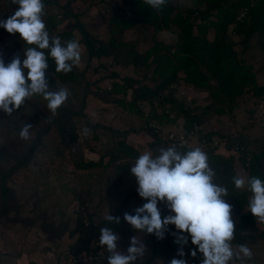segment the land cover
I'll list each match as a JSON object with an SVG mask.
<instances>
[{
	"label": "trees",
	"instance_id": "trees-1",
	"mask_svg": "<svg viewBox=\"0 0 264 264\" xmlns=\"http://www.w3.org/2000/svg\"><path fill=\"white\" fill-rule=\"evenodd\" d=\"M108 1L107 8L115 14L107 19L110 30H126L135 25L145 26L153 31L171 29L175 33L172 44L163 45L159 41H154L138 53L135 42H121L116 39L95 40V37L79 21L78 14L71 11L69 0L59 10L55 9L58 0H43L42 19L50 38L59 37L62 45L65 46L68 41H76L83 45L82 57L85 64L84 69L78 70L73 67L71 72L57 73L55 72V61L48 55V50H43L48 57L49 64L46 73L53 76L58 84L81 82L84 87L77 105L64 103L55 116L51 112L50 114L45 113L43 109L48 108L47 101L40 95L27 98L21 108L14 111L11 116L0 111V117L3 115L0 118V133L4 130L11 135L3 145L5 150L0 151V227L2 225L3 229L10 228L5 222L6 219L10 217L11 212H20L18 206L21 203L18 201L17 194L20 188L8 184L14 174L32 166L34 177L39 179L36 183L27 186L26 200L34 198L33 195L36 194L38 185L52 179V169L49 165L44 163L31 165L33 159L40 155V149L45 146L44 140L49 133L57 137L55 143L57 145L50 151L48 159L59 157L58 154L65 149L74 170L106 167L115 161L122 160L121 163L113 165L118 184L122 185L123 180H126V175L130 172L129 161L137 160L139 157L138 149L126 141V135L133 128L117 129L88 119L83 109L86 106L87 94L92 92L88 88L85 71L88 68L92 71L101 70L103 68L100 61L102 57H109L116 61L121 59L124 64H131L133 68L140 66L147 68L146 61L151 56L149 63H152L153 67L148 78L153 81L151 85L141 83L140 80L128 75L110 71L105 75L108 78V89H104L103 93L94 91V94L105 103L118 105L124 114L141 119L139 129L151 137L149 145H154L159 150L163 145H167V142L159 130L148 125L149 122H154L164 128H172L179 124L177 118L180 116L182 118L181 127L185 129V134L191 131L196 135L197 141L200 142L203 139V142L198 145L203 144L199 148L207 154L209 166L215 172L213 182L227 188V198L232 200L236 206L235 211L238 212V218L234 223L235 238L232 246L238 247L244 244L245 238H252V235L246 231L256 229L255 218L248 207L250 199L247 194L251 192L237 189L234 185L233 178L236 174L233 161L239 162L245 171L246 179L255 176L264 181V150H249L244 141L233 143L231 140L233 136L229 137L228 134L219 131H205L201 126V121L205 113L211 112L227 113L233 119L235 99L246 92H250L254 98L264 97V80L258 83L252 64L242 54H239L234 48V42L227 38V29L230 27L231 32L239 37L236 45L240 46L241 51L248 48L252 37L258 39L260 49L264 47V0H191L190 5L182 9L168 0L163 11L152 9L143 4L142 0H122L127 3V8L108 6L110 5ZM18 7L19 5L14 4L12 0H0V20H6L14 15ZM67 17L72 19L69 28L58 31V24ZM74 31L78 34L77 39H75ZM210 32L211 36H208ZM28 47H34V45L26 44L19 38L18 33L10 34L7 31L0 33V57L3 58L5 64L10 63L16 54L20 55L22 62L25 58L24 51ZM162 48L170 51L169 57L162 58V55L158 54V50ZM93 58L98 62L95 65L91 62ZM178 72L182 75H178ZM153 73H155L154 78ZM26 74L27 71H25ZM179 78L193 87L207 88L212 97L211 102L193 107L183 105L182 100H177V89L173 87ZM108 96L111 97L107 98ZM41 101H43V108H40L38 104ZM143 106L147 109H143ZM22 110L28 114L24 123L32 125L31 138L27 141L19 136L23 125L18 121L17 113L22 114ZM194 125L197 126L196 129ZM99 127L107 131L105 136L108 137L104 136L103 130L101 134L97 133L96 130ZM85 129L91 130V133H85ZM78 131L81 134H78ZM79 135L81 141H78ZM90 139L97 141L100 148L89 145ZM222 141L226 146L224 148L230 150V154L225 156L214 151L217 143H222ZM81 143L88 148L89 152L96 153L97 158L83 157L78 151ZM176 148L181 153L193 150V148L185 147ZM41 155L44 156L43 153ZM104 157L108 159L106 162H103ZM35 170L37 173L34 172ZM54 176L56 177L57 174ZM120 185L111 183L108 187H110L109 190H117ZM127 188V193L122 197L123 203L126 204L115 209L111 214L121 218L119 225L109 223L106 219L97 221L93 218L92 211H89L84 199L77 203L74 209V226L70 230V235L74 233L79 235L76 242L70 244L65 260L89 255L85 264H96L97 259L98 261L102 258L106 259L107 255L104 251L102 253L97 251L101 246L94 244L99 240L102 227L113 228L114 233H118L120 237L123 236L121 239H125L124 236L131 235L132 232H138L126 226L127 222L123 220L124 214H121V209L127 206V202L135 193L130 184ZM33 201L34 205H39V199L34 198ZM244 205L247 206L246 209H243ZM33 208L34 206L30 209L31 212ZM127 213L134 215L135 209ZM163 214L161 212V216ZM43 221H45L44 217L40 221L41 224ZM176 231L174 225H169L163 239H158L153 234L151 248L148 249L146 258L141 261L137 260L135 264H149L158 258L163 259L162 264H170L179 246L173 234ZM256 236L264 240V228L259 230ZM188 243L190 244V251L187 254L188 263H201L203 259L201 253L197 251L195 258L190 254L196 248L192 245L190 236ZM176 259H181V257L178 256ZM245 262L251 263L252 260H245Z\"/></svg>",
	"mask_w": 264,
	"mask_h": 264
},
{
	"label": "rangeland",
	"instance_id": "rangeland-1",
	"mask_svg": "<svg viewBox=\"0 0 264 264\" xmlns=\"http://www.w3.org/2000/svg\"><path fill=\"white\" fill-rule=\"evenodd\" d=\"M68 0H58L56 10L66 4ZM108 0H69V6L71 11L78 14L79 21L84 25L85 29L95 37V40H109L116 39L121 42H135L136 51L141 53L145 47L151 45L154 41H159L163 45L172 44L175 33L169 30L153 31L151 28L145 26H133L126 30L114 29L110 30L108 17L115 15L107 8ZM179 9H182L186 5H190L191 0H171ZM108 6H120L127 8L128 5L122 0H109ZM107 8V9H106ZM127 14V13H126ZM72 22L70 17L63 19L58 24V31L67 30ZM6 29L0 27V33H5ZM75 39L78 38V34L74 31ZM8 35V34H7ZM211 36V32L208 34ZM227 38L234 42L235 49L239 54L243 55L245 59L252 64V69L256 73L258 83H262L264 80V47L259 48L257 38L252 37L249 40L248 48L245 51L240 50V46L236 45L239 37L232 33L230 27L227 29ZM81 51V59L78 65H74L76 69H84L83 45L79 44ZM122 54V53H121ZM158 54L162 55V58L169 57L170 51L162 48L158 50ZM152 58L151 56H149ZM150 58L147 59V68L135 67L131 64H124L120 59L118 61L110 59L109 57H102L101 65L102 69L99 71H92L91 68L86 69L85 79L88 82V88L92 93L86 96V106L83 112L86 114L90 121H94L104 126H110L117 129L133 128L126 135V141L131 145H134L139 151V156L145 152H150L155 157L159 155V149L157 147L150 146L149 142L151 137L141 129L139 124L141 119H137L134 116L126 115L122 112L121 108L113 103H105L101 98H98L94 91L103 93L104 89H108V78L106 74L110 71H116L122 75H128L132 78L138 79L141 83L148 85L152 84V80L148 79L153 67L150 62ZM92 64L95 65L97 60L93 58ZM153 73V78H154ZM178 75H182L178 72ZM46 79L49 81V87L51 91H58L64 89L68 93L66 104L77 105L81 91L84 84L81 82L58 84L53 76H49L46 73ZM211 81V80H210ZM173 87L177 89V100L183 102V105L188 107L202 106L211 102V96L209 90L205 87H193L190 83L184 82L180 79L174 83ZM108 96L107 98H110ZM40 102V101H38ZM218 103V101H217ZM40 108H43V101L38 103ZM233 119L231 115L227 113H205L202 116L201 126L206 130L219 131L220 133L228 134L229 137L233 136V143L235 141H244L245 146L249 150H264V97L254 98L250 92L244 93L241 97L235 99L234 102ZM42 106V107H41ZM147 107L143 106V109ZM44 108L45 113L50 114V110ZM250 112V113H249ZM27 112L22 110L17 113L18 121L23 125L24 119L27 117ZM1 115L0 118H2ZM182 118L179 116L177 126L168 128L176 130L181 127ZM54 130V129H53ZM52 130V131H53ZM103 128H97V133L101 134ZM107 131H104V136ZM91 130L87 132L90 134ZM78 134H81L78 131ZM6 131L0 133V151L5 150L3 145L6 139L9 138ZM108 137V136H105ZM240 137V138H238ZM57 137L53 135L47 136L44 140V147H41L40 155H37L33 159V164H47L52 169V179L45 181V183L37 186V192L34 194V198L40 200L39 205H34V198L27 199L28 192L27 186L36 183L39 179L34 177L33 167L26 168L17 172L11 177L8 182L9 185H15L19 187L18 201L21 205L18 206L20 212H11L10 217L6 219V224L10 228L0 227V264H85L86 256H80L76 259H66L68 255V248L71 243H75L78 239V233L70 235V230L74 226V209L80 200L85 201L88 205L89 211H92V216L97 221L105 219V216L110 212L112 214L115 209L124 206L122 197L127 193V185L130 184L135 191L134 195L127 202V206L121 209V214L128 211H132L138 207H141L147 201L141 198L137 192L136 179L131 176V172L126 175V180L122 185L118 184V178L115 176L114 166L115 161L106 167L92 168L87 170H74L70 161L67 158L65 149H62L58 154L59 157L48 159L50 151L56 147L55 144ZM78 141H81L80 135ZM89 145H94L96 148H100V144L96 141L89 140ZM196 135L191 134L188 138V144L193 146L196 144ZM226 142V141H225ZM80 151L82 156L88 159H96L97 154L89 152L86 146L80 144ZM224 141L217 143L215 152L222 155L230 154V150L224 148ZM162 148H169L168 145H163ZM154 151V152H153ZM234 151V150H233ZM235 152V151H234ZM44 154L41 155V154ZM236 154V152H235ZM46 161L43 162V160ZM107 157L103 158V162H106ZM136 160L129 161L128 166L134 165ZM39 162V163H38ZM1 165V163H0ZM114 165V166H113ZM235 177L241 176L246 178L245 171L242 169L238 161H233ZM37 173V171H34ZM54 174H57L55 177ZM122 181V180H121ZM104 182V183H103ZM111 183L120 185L117 190H109L108 187ZM135 185H134V184ZM248 190L247 186L244 188ZM242 190V189H241ZM106 195H108L106 197ZM251 193L247 194V197L251 198ZM101 196V197H100ZM227 202L232 205V219L234 223L237 221L238 212L235 211V204L228 198ZM26 200V201H25ZM95 205V207L93 206ZM34 206L32 212L31 208ZM37 208V210H35ZM158 208L163 217L169 214V210L164 203H159ZM247 206L244 205L243 209ZM35 210V211H34ZM34 211V212H33ZM42 217L45 218L43 224H41ZM1 224V223H0ZM126 226H131L126 223ZM254 231L247 230L246 232L252 235V238H245L244 244H246L253 252L252 262L247 263L245 260H236L235 264H264V240L259 239L256 235L257 232L264 228V223H257L255 219ZM167 231V230H166ZM165 231V232H166ZM135 236L138 240L141 239L142 243L146 246L144 255L137 260L141 261L146 258L148 249L151 248V239L153 234H147L143 232H132L131 235L124 236L125 239L118 241V249L126 253L127 248L130 246L131 238ZM93 245V244H92ZM91 245V247H92ZM181 248L179 244L176 253L173 258H177L178 250ZM233 249L238 251L237 246H233ZM101 253L104 251L105 255H110L106 248L102 247ZM183 251L185 252L184 259L187 261V254L190 251V244L183 245ZM107 258H102L100 261L96 260V264H107ZM163 259L158 258L149 264H162ZM187 264L188 261H187ZM196 264H201L197 262ZM232 264V262H230Z\"/></svg>",
	"mask_w": 264,
	"mask_h": 264
},
{
	"label": "clouds",
	"instance_id": "clouds-1",
	"mask_svg": "<svg viewBox=\"0 0 264 264\" xmlns=\"http://www.w3.org/2000/svg\"><path fill=\"white\" fill-rule=\"evenodd\" d=\"M19 7L14 15L0 20V27L10 34H19V38L28 45L21 62L16 54L10 63L5 64L0 57V111L11 116L21 108L27 98L40 95L47 101V107L53 116L66 102L68 93L64 89L51 91L46 79L49 67L48 55L55 61V72L68 73L81 59L78 42L68 41L62 45L59 37L50 38L42 19L43 0H12ZM168 0H142V3L156 11H163ZM25 71L27 74L25 75ZM31 124L24 123L19 136L27 141L31 138ZM87 133V129L84 130ZM159 155L150 152L141 154L131 167V176L136 179L138 195L146 200L135 214L124 213L123 220L132 229L154 234L163 239L169 225L177 230L176 243L181 245L178 255L170 264H187L183 258V245L188 243L190 236L192 245L191 256L196 257L197 251L202 254L201 264H235L236 260L253 257L252 250L246 244H240L238 251L233 249L235 224L232 219V205L227 202L228 190L213 182L215 172L209 166L207 154L199 147L181 153L175 146L161 148ZM237 189L246 186L251 192L249 211L257 223H264V181L258 177L233 178ZM159 203L166 204L171 214L163 217L158 208ZM106 221L119 225L121 218L110 214ZM185 233L187 235H185ZM120 235L113 228L100 229L99 244L110 254L107 264H135L142 257L146 246L141 239L133 236L127 252L118 249Z\"/></svg>",
	"mask_w": 264,
	"mask_h": 264
},
{
	"label": "built area",
	"instance_id": "built-area-1",
	"mask_svg": "<svg viewBox=\"0 0 264 264\" xmlns=\"http://www.w3.org/2000/svg\"><path fill=\"white\" fill-rule=\"evenodd\" d=\"M149 126L155 128L156 130H159L164 138V140L167 142V145L172 147H185V148H190V149H195L196 147H202L203 144L201 143L200 145H198L200 142H203V139L199 141H197L196 138V144L191 146L188 144V138L191 134H193L191 131L188 132L187 134H185V129H183L182 127H179L176 130H172V129H168V128H164L161 127L160 125H156V123L154 122H149L148 124ZM195 129L197 128L196 125L193 126ZM214 143H216L214 141ZM95 245L99 244V240L94 242ZM100 245V244H99ZM101 247H99V249L97 250L99 253H101ZM86 256V260L89 258V255H85ZM76 259V258H75Z\"/></svg>",
	"mask_w": 264,
	"mask_h": 264
}]
</instances>
